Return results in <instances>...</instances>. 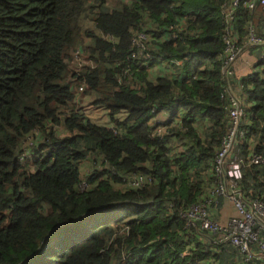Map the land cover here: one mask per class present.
Wrapping results in <instances>:
<instances>
[{"label": "trees", "instance_id": "trees-1", "mask_svg": "<svg viewBox=\"0 0 264 264\" xmlns=\"http://www.w3.org/2000/svg\"><path fill=\"white\" fill-rule=\"evenodd\" d=\"M229 1L0 0V264L235 262L213 237L180 233V213L210 197L227 129ZM244 1L236 34L250 24L264 36V7L249 12ZM139 33L146 60L132 58ZM262 50L261 71L242 80L243 129L264 158ZM164 61L170 70L148 76ZM84 99L106 124L86 115ZM243 175L264 202V163ZM135 176L150 181L134 188Z\"/></svg>", "mask_w": 264, "mask_h": 264}, {"label": "built area", "instance_id": "built-area-1", "mask_svg": "<svg viewBox=\"0 0 264 264\" xmlns=\"http://www.w3.org/2000/svg\"><path fill=\"white\" fill-rule=\"evenodd\" d=\"M238 7L240 0H230L222 10V98L225 100L227 129L212 163V173L216 181L206 201L192 205L180 213L184 221L180 233L198 241L210 240L213 237V244L228 246L236 253V260L232 264H264V202L253 197L251 191H245L242 187L243 168L261 166L264 158L261 153L252 152L259 143L258 138L249 139L248 131L243 129L245 109L248 107V88L235 73V63L245 51L252 50V55L255 56L257 47L264 48V36L256 37L249 24L245 37H238L233 28ZM243 7L251 12L257 7L263 8L264 0H245ZM147 40L144 33H139L134 38L133 59L150 58V55L144 54ZM259 59L264 60V50L260 51ZM261 145H264V142ZM242 148L248 149L245 157L242 155ZM149 181L150 179L145 177L135 176L130 185L134 188L140 187ZM218 204L223 208L226 205L233 208L234 212L228 217L225 225L214 219V209L217 210ZM186 255L187 252H183L181 256Z\"/></svg>", "mask_w": 264, "mask_h": 264}, {"label": "crops", "instance_id": "crops-1", "mask_svg": "<svg viewBox=\"0 0 264 264\" xmlns=\"http://www.w3.org/2000/svg\"><path fill=\"white\" fill-rule=\"evenodd\" d=\"M264 31V29H263ZM264 33V32H263ZM255 56L252 55V53H248V52H244L236 61L235 63V73L238 77L244 78L247 75H250L252 73H259L256 72V70H258V68H256V60L254 58ZM170 65L169 62H160L157 65H154L152 68H150L147 72H148V76H150L152 79H155L157 76H159L160 74L164 73L165 71L170 70V67H168ZM168 114H164L160 120L164 121L167 118ZM221 204V203H220ZM222 205V204H221ZM219 205V207H217V210L221 211V213L219 214L218 217H215L214 219L218 222H222L221 220V215H224L226 213L228 214H232L233 208L230 205H226L225 208H222V206ZM224 212V213H223ZM231 256H234V260H236V256L233 252L230 253ZM229 256V258L231 257Z\"/></svg>", "mask_w": 264, "mask_h": 264}, {"label": "rangeland", "instance_id": "rangeland-1", "mask_svg": "<svg viewBox=\"0 0 264 264\" xmlns=\"http://www.w3.org/2000/svg\"><path fill=\"white\" fill-rule=\"evenodd\" d=\"M246 52H248L249 53V50H247ZM84 105V106H83ZM82 107H83V109L85 110V112L87 113L86 115L88 116V117H90L94 122H96L97 124H102V123H107L106 121H105V114L103 113V110L101 109V108H94V107H92V105H90V103H88V100H85L84 99V101H83V104H82ZM30 153V152H29ZM26 154H27V152H26ZM29 155V154H28ZM262 187H263V185L262 184H260V186L258 187V188H256V190L258 189V190H260V189H262ZM251 194H252V192H251ZM223 208V207H222ZM220 213H221V211H220ZM219 211L218 210H215L214 209V218L215 217H218L219 216ZM224 213V212H223ZM222 214V213H221ZM231 214H228V213H226V214H224V215H221V224L222 225H225L226 223H227V219H228V217L230 216Z\"/></svg>", "mask_w": 264, "mask_h": 264}, {"label": "water", "instance_id": "water-1", "mask_svg": "<svg viewBox=\"0 0 264 264\" xmlns=\"http://www.w3.org/2000/svg\"><path fill=\"white\" fill-rule=\"evenodd\" d=\"M260 71H261V70H259V69H258V70H256V72H260Z\"/></svg>", "mask_w": 264, "mask_h": 264}]
</instances>
